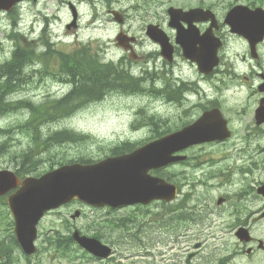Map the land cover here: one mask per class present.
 <instances>
[{
  "label": "rangeland",
  "instance_id": "rangeland-1",
  "mask_svg": "<svg viewBox=\"0 0 264 264\" xmlns=\"http://www.w3.org/2000/svg\"><path fill=\"white\" fill-rule=\"evenodd\" d=\"M200 1L208 3L210 0H37L35 4L25 2L11 13H0V65L10 58L16 45L11 34L18 31L21 35L18 39L20 44L35 51V62L26 66L25 74L29 77L27 87L16 99L40 104L47 99L61 98L69 92L70 87L59 84L61 76L56 72L59 64L57 56H51L49 53L46 59L40 56V53L46 51L40 41L41 32L45 27V36L52 45L51 49L56 52L73 54L89 51L97 56L100 64H118L122 61L124 65L128 64L130 73L136 78L142 77L146 72H159L158 68L161 69L165 63L161 58H156L155 64L151 58L142 62L131 61L125 57L127 54L116 46L115 38L119 36L121 29L128 35L135 36L137 43L134 51L138 56L149 57L150 54L158 52V49L146 36V26L158 25L174 44L175 32L168 26L167 8L172 6L189 9ZM71 8L77 13V23L75 27L67 30L66 25L72 21ZM109 10H115L119 16H123L124 23L114 21ZM14 12L16 14L11 16ZM182 13L187 14L185 11ZM226 52L229 55L224 57L214 79L209 83L202 81L198 86H194L196 89L200 87L206 98L202 97L200 101L198 94L189 91L193 102L190 107V104L167 102L161 94L150 97L146 90L133 95L115 93L120 90L118 87L102 100L84 103L72 115L57 119L41 128L49 131L75 130L91 137L90 140L76 144L64 143L55 147L50 154L68 160L97 159L108 155V150L117 142L127 140L130 143H145L152 138H158V134L163 136L173 133L179 129L174 128L176 125L187 126L201 115L202 111L198 107L200 104L205 106L209 101H216L223 109V115L230 120V127L235 136L225 142L226 147L207 143L202 147L188 149L185 154L191 157V160L175 165L172 170L158 169L150 172L152 176L165 180L169 178L173 184L184 185L182 190L187 193L189 200L183 214L189 216L183 218L180 228L173 215L170 219L169 215L164 216L161 203L149 205L145 211L141 208L111 211L82 206L80 209L86 218L79 219L75 224L81 227L87 236H91L94 226L86 227V223L93 218L101 225L108 219L116 222L122 216L132 220L128 230L108 224L103 230L104 234L101 232L102 243L112 248L110 259H73L58 262V259L44 258L40 254L32 261L33 264L38 260L39 264H170L169 256L174 254L180 258L176 264H184L186 261L189 264H264V251L258 249L259 246L264 248V244L260 243L264 242V219L257 220V212L264 207V200L256 193L258 186L264 183V132L251 122L258 95L254 94V88L249 84L230 81L226 74L228 67L231 69L233 65L238 66L237 54H245L243 43L236 39L230 40ZM171 67L174 75L189 74L191 80L198 78L196 71L180 59L177 64L168 68ZM156 75L154 84L160 87L163 85L160 80L163 74ZM17 79L18 86L23 85L24 69ZM148 80L150 81L149 78ZM144 84L142 89H148L147 86L151 83L147 82L145 86ZM26 112L27 110L19 109L10 112L12 114L8 113V116L0 118V127H15L25 120ZM139 124L144 126H138ZM40 134L41 137L44 136L41 130ZM9 144L10 151L26 150L27 140L17 130ZM5 157L8 156L5 154ZM5 157L0 159V169L12 168L13 164ZM42 168L40 165L38 170ZM240 171L246 175L240 174ZM209 175L212 178H209ZM220 197L226 198V201L219 203ZM69 210L70 208L62 210L60 215L52 219V214L45 218L40 225L42 230L39 231L45 232L53 227L47 228L48 226L58 225ZM5 213L6 208L0 206V234L5 233L7 229V220L3 218ZM169 225L174 227L176 233L174 230L170 231L167 227ZM244 229L245 232H242ZM178 231L187 236L186 241L180 245V250L178 246L169 244L170 239L178 238ZM196 244L200 245L197 255L188 259V255L196 251ZM13 256L19 264H23L18 250L13 252ZM2 263L1 257L0 264Z\"/></svg>",
  "mask_w": 264,
  "mask_h": 264
},
{
  "label": "water",
  "instance_id": "water-1",
  "mask_svg": "<svg viewBox=\"0 0 264 264\" xmlns=\"http://www.w3.org/2000/svg\"><path fill=\"white\" fill-rule=\"evenodd\" d=\"M19 1L22 0H0V10L10 11ZM240 10L242 9H236V11ZM242 11L246 12L244 9ZM195 13L196 11H191L180 19L190 25L195 20ZM248 19L253 21L256 18ZM238 28L241 31L237 32H242L247 26L240 25ZM190 33L195 34V31L191 29ZM148 34L155 40L166 41L157 27H149ZM118 41L120 46L127 48L123 42L121 43V38H118ZM206 60H209L208 54ZM214 65L216 62L213 63ZM197 139L194 136L186 142H196ZM163 143L155 144L153 148L146 147L129 157L108 158L94 165L64 166L38 179L25 178L21 183L13 173L0 171V195L19 186V189L8 197L9 208L16 221L15 233L19 241L30 242L35 233V226L44 212L74 197L93 205L138 201L140 192L146 189L151 190L146 198L154 197L155 192H151L158 189V183L163 185V182L146 177L145 170L166 163L167 149ZM79 241L94 254L102 251V247L94 240H90L89 245L85 239L80 238Z\"/></svg>",
  "mask_w": 264,
  "mask_h": 264
},
{
  "label": "flooded vegetation",
  "instance_id": "flooded-vegetation-1",
  "mask_svg": "<svg viewBox=\"0 0 264 264\" xmlns=\"http://www.w3.org/2000/svg\"><path fill=\"white\" fill-rule=\"evenodd\" d=\"M212 0L208 1V3H205L204 1H200V4L198 5L199 8H202L203 10H208L212 13L205 15L206 19H209L205 22L199 23V30L201 33H203L210 25H212V33L221 41V48L219 50L220 60L221 56L224 55L228 49V42L232 39H236L243 43L245 48V54L242 55L237 54V61L238 66L233 65V67L230 69V67L227 68L226 74L228 78L231 80L237 81L241 84H249L251 88H254V94H257V104L254 107V113L253 117L251 118V122H253L258 128H260L264 132V122L257 123V116H256V110L259 107L264 108V35L262 36L261 40L258 42H255L252 44L248 39H242L236 34H231L229 28L227 27V24L225 23V18L228 13V11L240 3H244L246 7L250 9L255 8H262L264 9V3H257L254 1L245 2L244 0H234V1H228V0ZM211 2V3H210ZM243 4V5H244ZM209 15V16H208ZM204 17V18H205ZM209 17V18H208ZM214 18L217 20V24L214 23ZM260 26L264 28V19L261 21ZM215 37V38H216ZM256 35L253 37V41H255ZM174 60L173 62H176L177 57L179 53L175 51ZM221 63V62H220ZM167 67H170L171 64H165ZM219 71V68H216L213 70V72L210 75L204 76L202 74H199V79L197 80H191L187 77H184L180 80H174L173 86H166L163 91H161V95L164 97V99L167 102H173L176 104H190L189 107L192 105L191 96L189 91L194 92L199 95L200 101L202 100V97L206 98V95L202 93L201 88L199 87L196 89L194 86H197L199 82L205 81L206 83H209L214 79V77L217 75ZM150 82H154L155 78L150 77ZM202 112L207 111L212 108H221L220 105L216 101H209L207 105L203 106L200 104L198 106ZM228 125L229 121L227 120ZM231 130V129H230ZM235 136V133L231 131V136L225 140L222 141H216L215 143L220 144L222 146L226 147L225 141H230ZM239 144H233V146H238ZM204 144L197 145L195 147H202ZM181 154V153H180ZM200 157V156H199ZM189 161V159H187ZM199 162L201 163V158L199 159ZM240 174L246 175L243 171H240ZM211 175H209V178ZM212 178V177H211ZM183 184L177 185L178 190H180V196L171 203L165 204V210L164 215H173L174 220L178 222L179 228H180V222H182L186 215L183 214L184 207L188 206L187 200L184 195L182 194V187ZM251 189V188H250ZM245 194H247L245 192ZM182 198H185L182 202ZM223 202L226 201V198L220 197ZM262 211H264V207L260 209L257 214H260ZM169 227L170 231L174 230L176 233V230L172 225L167 226ZM170 233V232H169ZM179 231L177 232V234ZM170 236V234L168 235ZM187 239V236L184 234L179 233L178 238L170 239L169 244L173 245L174 247L178 246V249L180 250V245L184 243ZM178 255H172L169 256L170 264H176L179 261ZM184 264H189L188 261H186Z\"/></svg>",
  "mask_w": 264,
  "mask_h": 264
},
{
  "label": "trees",
  "instance_id": "trees-1",
  "mask_svg": "<svg viewBox=\"0 0 264 264\" xmlns=\"http://www.w3.org/2000/svg\"><path fill=\"white\" fill-rule=\"evenodd\" d=\"M11 36H14L15 39H17L19 35L18 33H15ZM43 42L46 44L47 40L43 39ZM49 45L50 44H48L47 52L51 56H54V54L57 55L54 50L52 51L50 49ZM88 54L86 52H77L70 55L62 54L61 57H59V64L63 66L61 69H63L64 72H68L67 74L69 76H72V80L76 85L70 95L58 100L47 101L39 105H32L29 102H21L20 105L29 109L31 112L40 114L50 111H70L69 109L73 111L75 110V107H78L81 103H86L88 98L91 101L100 100L103 94L111 88H127L123 83H126L128 80L131 81V79L123 69L115 67L113 64H100L98 61L94 60L95 56ZM47 55L48 54L43 53L41 57L46 59ZM34 56L35 52L32 49L20 47L17 44L15 50L12 52L11 58L0 65V71L4 73L5 76L10 77L13 74H18L20 70L24 69L30 62H32ZM87 56H89V58ZM83 73L87 75L84 76L82 75ZM9 85L10 83L5 80V85L0 88V117L13 110L12 105L14 103L10 97H7L13 93V90ZM29 125L30 124L25 125L27 130L30 129ZM65 136L69 137L70 135L65 134ZM35 144L38 145L39 143L35 142ZM1 151L2 149L0 147V156L4 154ZM30 156H34V150L24 152L19 156L22 157L18 162L22 174L36 173L34 168L37 164L34 160H31ZM10 158L17 159L16 156H11ZM53 241L57 247V251H61V247L64 243L66 246L69 244L70 238L69 236L61 237L56 234Z\"/></svg>",
  "mask_w": 264,
  "mask_h": 264
},
{
  "label": "bare ground",
  "instance_id": "bare-ground-1",
  "mask_svg": "<svg viewBox=\"0 0 264 264\" xmlns=\"http://www.w3.org/2000/svg\"><path fill=\"white\" fill-rule=\"evenodd\" d=\"M23 69L19 71L18 74H13L11 77L10 76H5L4 74H0V79H1V87L5 85V80L6 82L10 83V87L13 90L16 86H18L19 80L17 79L18 76L22 73ZM1 72V71H0ZM156 80V79H155ZM120 85V84H119ZM130 90L128 92H131L133 94L134 92V86H135V81H130ZM0 87V88H1ZM115 88H111L109 91L105 92L102 96V98H105L109 93L112 92ZM8 97V96H7ZM100 98V99H102ZM13 111H18V110H13ZM12 110L10 112H13Z\"/></svg>",
  "mask_w": 264,
  "mask_h": 264
}]
</instances>
